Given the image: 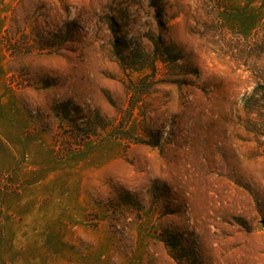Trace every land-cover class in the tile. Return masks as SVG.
Segmentation results:
<instances>
[{
	"label": "rangeland",
	"instance_id": "obj_1",
	"mask_svg": "<svg viewBox=\"0 0 264 264\" xmlns=\"http://www.w3.org/2000/svg\"><path fill=\"white\" fill-rule=\"evenodd\" d=\"M219 1L0 0V264H264V0Z\"/></svg>",
	"mask_w": 264,
	"mask_h": 264
},
{
	"label": "trees",
	"instance_id": "obj_2",
	"mask_svg": "<svg viewBox=\"0 0 264 264\" xmlns=\"http://www.w3.org/2000/svg\"><path fill=\"white\" fill-rule=\"evenodd\" d=\"M203 2L211 6L212 14H220L221 2L219 0H203ZM241 36L245 44L237 43L234 49L243 48L244 64L248 66L255 83L253 91L244 98V108L252 117L251 121L255 125L264 126V27L255 37Z\"/></svg>",
	"mask_w": 264,
	"mask_h": 264
}]
</instances>
